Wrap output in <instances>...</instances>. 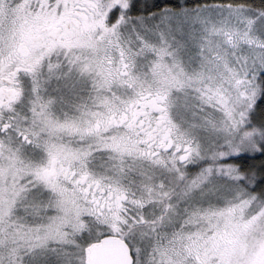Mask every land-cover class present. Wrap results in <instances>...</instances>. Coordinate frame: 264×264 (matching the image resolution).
<instances>
[{
  "label": "snow or ice",
  "instance_id": "6c2138e0",
  "mask_svg": "<svg viewBox=\"0 0 264 264\" xmlns=\"http://www.w3.org/2000/svg\"><path fill=\"white\" fill-rule=\"evenodd\" d=\"M0 0V264H264V0Z\"/></svg>",
  "mask_w": 264,
  "mask_h": 264
},
{
  "label": "trees",
  "instance_id": "16d2710c",
  "mask_svg": "<svg viewBox=\"0 0 264 264\" xmlns=\"http://www.w3.org/2000/svg\"><path fill=\"white\" fill-rule=\"evenodd\" d=\"M213 0H154L153 4H149L145 7V9H141L145 12L154 11L156 7L163 8L165 4H171L176 7L182 6H194V5H201V4H211Z\"/></svg>",
  "mask_w": 264,
  "mask_h": 264
},
{
  "label": "rangeland",
  "instance_id": "374dc122",
  "mask_svg": "<svg viewBox=\"0 0 264 264\" xmlns=\"http://www.w3.org/2000/svg\"><path fill=\"white\" fill-rule=\"evenodd\" d=\"M153 1L154 0H142V3H141V5H140V9H145V7L146 6H148V3L149 4H153ZM194 6H196V5H194ZM182 7H184V6H182ZM142 11V10H141ZM143 12H145V11H143Z\"/></svg>",
  "mask_w": 264,
  "mask_h": 264
}]
</instances>
